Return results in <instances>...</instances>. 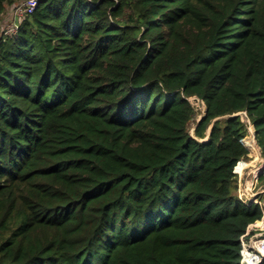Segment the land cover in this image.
Instances as JSON below:
<instances>
[{"label":"trees","instance_id":"trees-1","mask_svg":"<svg viewBox=\"0 0 264 264\" xmlns=\"http://www.w3.org/2000/svg\"><path fill=\"white\" fill-rule=\"evenodd\" d=\"M14 21L0 264H240L262 217L235 169L250 127L264 165V0H36Z\"/></svg>","mask_w":264,"mask_h":264},{"label":"built area","instance_id":"built-area-1","mask_svg":"<svg viewBox=\"0 0 264 264\" xmlns=\"http://www.w3.org/2000/svg\"><path fill=\"white\" fill-rule=\"evenodd\" d=\"M36 4V0H26L12 7V20L0 27V37L10 36L16 30V22L20 21L26 13H30ZM250 129V128H249ZM245 203L251 200L245 198ZM262 208V217L250 224L246 233L241 236L240 264H260L264 257V201L256 202Z\"/></svg>","mask_w":264,"mask_h":264},{"label":"rangeland","instance_id":"rangeland-1","mask_svg":"<svg viewBox=\"0 0 264 264\" xmlns=\"http://www.w3.org/2000/svg\"><path fill=\"white\" fill-rule=\"evenodd\" d=\"M16 4H17V2L6 8V11L1 16L2 20H0V27L2 25H4L5 23H7L8 21L12 20V18H10V20H8L6 18H8V15H10V17H12L11 16L12 7ZM199 109H201V108H199ZM198 118H199V115L197 117V120H198ZM190 127L191 128H190L189 132L192 133L193 125L191 124ZM248 131L253 132V129L250 127V129ZM249 137H252V136L248 135V136L244 137L242 139V142L244 139L249 138ZM253 142L255 143V140ZM243 144L246 146V144L244 142H243ZM255 145H256V143H255ZM254 149H255L254 151H255L256 157L254 158L251 156L250 150L247 147V151H248L247 159L241 160V161L247 162L245 168H243L242 170H239L238 166H237L235 169V173L237 175V184H238L237 196L243 202L247 201V200H245V197L247 199L251 200V202H253V203L264 201V191H262L263 193L261 195L256 194L258 191H260L259 187H260L261 183H258L259 182L258 179H259V176L261 174H264V165L262 164V160L259 156L258 146L257 145L254 146ZM259 167H261V168L258 169ZM250 182H252L254 184V186H253L254 188L251 187L252 188L251 190L250 189L247 190V187H250Z\"/></svg>","mask_w":264,"mask_h":264},{"label":"water","instance_id":"water-1","mask_svg":"<svg viewBox=\"0 0 264 264\" xmlns=\"http://www.w3.org/2000/svg\"><path fill=\"white\" fill-rule=\"evenodd\" d=\"M197 102H198V105L199 106H201L202 105V102L200 101V100H197ZM201 118H202V116H199V118H198V122L201 120ZM213 123V121L211 122V124ZM248 135H250V136H252V138L254 139V133L253 132H251V131H249V133H248ZM208 136H209V130H208V132H207V137L206 138H208ZM255 140V139H254ZM242 142V141H241ZM242 144H243V142H242ZM244 145V144H243ZM245 146V145H244ZM246 147V146H245ZM246 149H247V147H246ZM259 150V149H258ZM260 156V155H259ZM261 158V157H260Z\"/></svg>","mask_w":264,"mask_h":264},{"label":"crops","instance_id":"crops-1","mask_svg":"<svg viewBox=\"0 0 264 264\" xmlns=\"http://www.w3.org/2000/svg\"><path fill=\"white\" fill-rule=\"evenodd\" d=\"M10 18H11L10 15H8V20H10ZM258 183H260V182H258ZM253 186H254V184H253L252 182H250V187H247V190H248V189L251 190L252 188H254ZM251 187H252V188H251ZM263 187H264V184H261L260 187H259V188H260V189H259L260 191H258V192L256 193L257 195H261V194L263 193V192H262V191H264V188H263ZM245 198H246V197H245Z\"/></svg>","mask_w":264,"mask_h":264},{"label":"bare ground","instance_id":"bare-ground-1","mask_svg":"<svg viewBox=\"0 0 264 264\" xmlns=\"http://www.w3.org/2000/svg\"><path fill=\"white\" fill-rule=\"evenodd\" d=\"M239 163V162H238ZM261 167H259L258 169H260Z\"/></svg>","mask_w":264,"mask_h":264}]
</instances>
